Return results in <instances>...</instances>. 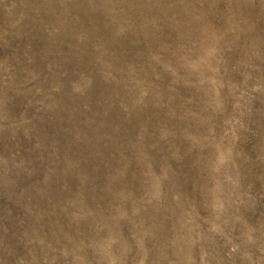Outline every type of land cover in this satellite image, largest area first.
Here are the masks:
<instances>
[{
  "label": "rangeland",
  "instance_id": "obj_1",
  "mask_svg": "<svg viewBox=\"0 0 264 264\" xmlns=\"http://www.w3.org/2000/svg\"><path fill=\"white\" fill-rule=\"evenodd\" d=\"M0 264H264V0H0Z\"/></svg>",
  "mask_w": 264,
  "mask_h": 264
}]
</instances>
